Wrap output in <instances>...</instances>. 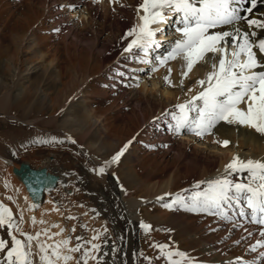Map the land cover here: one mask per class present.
I'll use <instances>...</instances> for the list:
<instances>
[{
	"label": "rangeland",
	"instance_id": "rangeland-1",
	"mask_svg": "<svg viewBox=\"0 0 264 264\" xmlns=\"http://www.w3.org/2000/svg\"><path fill=\"white\" fill-rule=\"evenodd\" d=\"M55 3L0 0V78H5V84L0 83V202L11 209L19 224L20 231L14 232L17 238L24 239L21 232H41L39 242L48 244L50 239L43 235V230H48V236L57 233L56 228H48V216L52 215L55 223L62 225L57 230H67L52 239L71 237L69 247L84 244L90 249L92 244L99 245L93 255L103 256L100 264H169V251L185 253L188 259L171 258L182 260V264H264L260 255L264 247L257 246L252 251L257 241L264 240L259 225L249 220L238 223L242 218H235L240 217L241 206L235 202L230 212L226 209L230 214L228 220L216 210L193 212L179 205L172 209L163 206L177 196L188 198L208 187L205 180L199 182V188L192 181L205 179L217 170V148L194 134H174L170 126L174 121L170 119L161 124L165 129L159 131L155 115L161 116L168 109L164 110L163 100L155 96V90L167 87L161 82L154 88L151 76L155 75H149V65L137 76L134 69L139 67L132 63L144 55L142 51L136 50L131 63L116 67L112 57L127 44V36L117 47L111 43L109 38L116 41L119 35L118 25L111 23V14L112 17H104L100 9L97 18H89L84 11L85 7H92L88 0H80L78 6H66L72 19L86 22L68 37L65 32L73 26L66 24L67 16V22L58 23L52 19V12L49 14ZM118 24L119 30L126 26ZM162 25L158 27L165 30ZM170 32L169 36H176L175 31ZM163 36L158 33L157 38L166 44ZM159 54L156 51L149 56ZM32 68L36 69L34 74ZM77 107L91 115L74 116L70 111ZM142 113L144 122L140 118ZM23 119L32 124L22 122ZM129 141L131 144L117 164L107 168L104 175L94 171ZM1 156L17 167L22 161L36 167L45 165L61 179L54 189L45 192L38 208L30 209L21 203L23 184L11 169L14 165ZM113 178L123 187L121 195L125 199L144 200L138 206L137 227H133L126 212V208L133 212L134 206L129 201L124 208L119 202L109 183ZM186 202L191 203L187 199ZM245 207L244 211L249 212ZM41 220L45 223L41 224ZM139 222L150 225L151 230H145ZM135 230L139 244L134 249ZM0 238L8 240L11 247L6 228H0ZM86 241L91 243L85 244ZM33 242L36 246L37 242ZM159 244L169 246L163 255L155 246ZM34 251L39 249L35 247ZM81 252L71 253L73 263ZM33 259L38 261L36 256Z\"/></svg>",
	"mask_w": 264,
	"mask_h": 264
},
{
	"label": "snow or ice",
	"instance_id": "snow-or-ice-1",
	"mask_svg": "<svg viewBox=\"0 0 264 264\" xmlns=\"http://www.w3.org/2000/svg\"><path fill=\"white\" fill-rule=\"evenodd\" d=\"M257 3L258 0H142L137 6L139 22L126 34L135 35V38L124 51L132 53L134 47L142 51L144 55L139 60L140 63L150 66L149 75L158 71L159 67L166 66L169 61L180 58L184 62L181 66L180 81L183 86L184 79L197 65L207 69L203 78L196 80V84L202 90L186 102L176 104L174 106L176 110L165 113L175 122L171 125L174 134L190 133L203 138L205 135H213V130L223 122L227 125L253 129L264 137V36L260 34L264 33V20L249 18L244 14L253 13ZM259 3L264 4V0H259ZM141 10L143 15H140ZM173 17L176 18L174 31L179 34V38L166 42L169 45L166 55L148 59L150 50L161 47L162 42L157 38L158 33L164 34L162 28L153 26L167 25ZM221 27L230 30L211 31ZM54 31L58 32L59 29ZM134 71L144 72L145 69H134ZM167 71L168 75L163 79L165 84L172 86L171 67H168ZM118 75L124 76V73L118 72ZM136 79L139 81V77ZM193 113L194 115H190ZM216 142L223 147L231 143L227 139ZM38 143H48V141H38ZM72 143L75 141L73 140ZM130 144L131 141L126 143L110 160L105 161L94 171L98 175L104 174L107 168L120 161ZM236 172H247L248 182H234L225 175L223 178L208 181V187L204 191L194 192L188 198L177 196L172 203L163 206L172 209L174 205H179L193 212L216 210L223 219H229L224 206L231 208L233 202L243 204L250 211L246 213L242 207L240 215L247 216L250 223L261 226L260 236L264 237V160L234 156L225 166V173ZM199 186V183L195 185L197 188ZM8 199L12 198L8 197ZM157 199L163 200L164 197ZM186 199L191 203H187ZM32 223H36L35 217L32 218ZM40 223L43 224L45 221L41 220ZM52 227L60 226L53 224ZM141 227L151 230V226L143 222ZM0 228L8 230L11 240L9 247V241L0 238V254H3L0 256V264H57L60 260L67 264L68 261L73 260L71 253L81 252V249L83 251L76 264L81 262L88 264L89 259L96 260L97 264H100L103 260V256L98 258L93 255L94 251L99 250V245L92 244L90 249L84 244L69 247L71 237L55 241L51 245L39 242L41 232L35 235L21 232L24 239H18L14 232L20 231L19 224L14 220L11 209L2 202H0ZM64 231L65 229L61 228L59 233L48 236V230L45 229L43 235L52 239L53 236L62 235ZM72 231H75V228ZM76 239L83 238L76 237ZM34 240L37 241L36 247L39 249L36 253L33 252ZM88 243L91 242H85ZM155 246L161 250L162 255L169 247L165 244ZM257 246L264 247V240L257 241L256 245L252 246V251H255ZM61 249H66V252H62ZM166 255L169 264H182L183 259H188L185 253L179 251H169ZM260 255L264 257V252ZM34 256L38 257V261H34ZM173 256H179L182 260L174 261L171 259Z\"/></svg>",
	"mask_w": 264,
	"mask_h": 264
},
{
	"label": "bare ground",
	"instance_id": "bare-ground-1",
	"mask_svg": "<svg viewBox=\"0 0 264 264\" xmlns=\"http://www.w3.org/2000/svg\"><path fill=\"white\" fill-rule=\"evenodd\" d=\"M55 1H57V3L53 4V5H55V9L53 7L54 10L51 9L49 14L52 12V15H51L52 19H54L58 23L60 21H62V22L66 21V20H64V16H67V19H69V22L66 21L67 22L66 24H68L69 26H73V29H70L68 27L67 31L65 32V35H68V37H69L70 34L75 33V29L79 25L86 24V22L83 19L82 20L72 19V14L69 11L70 9L68 8V10H67V8H66V6H70V5L71 6H78V4H80V0H55ZM88 1L91 3L92 7H85L84 11L87 13V15H90L89 18L91 16H96V18H97L99 16L98 13H99L100 9H102V12H103L102 15L104 17H105L104 14H106L107 17L113 16L114 21L111 23H116L118 25V29H116L117 30L116 32H118L119 35L116 37V39H117L116 41L112 40L110 38H109V40L111 41V43H114L115 47H117V45L119 43H121V41L125 38V35L128 33V31L133 29L137 25V23L139 22L138 16H137V6L140 3H142V0H119V2H114V0H99V2H96V3H94L93 0H88ZM246 6H250V5H246ZM143 14L144 13L141 10L140 15H143ZM244 14L248 15L249 18H257V19L264 20V4H260L259 0H258L257 8L253 9V13H251V14L244 13ZM122 16H123V18H122ZM121 19H123V20H121ZM44 20H45V18H44ZM118 23H122V25L126 24V26L122 30H119L120 26ZM158 26H160V25H155L153 27H158ZM164 26H165L164 27L165 33H164L163 37H166L164 39H170L171 38L170 36H166L168 34V33H166V31L168 32L169 28L174 30V28L176 27L175 20L171 21V24H169L168 26H166V25H164ZM223 30H230V29H228L227 27H221V28L214 29L211 31H223ZM257 31L260 32V30H257ZM260 34H261V36H264V33H260ZM174 35H176V36L172 39L175 40V39L179 38L178 33H175ZM134 38H135V35L127 36V44L123 45L122 48L119 50V52L116 53L115 55H113L114 57H112V60L117 65L116 67H118L122 64L131 63V61H132L131 58L134 55L133 53H135L136 50H138V49H136L134 47L132 53L125 52L124 49L128 46V44ZM168 48L161 51V54H159V55L160 56L166 55ZM150 53H153V52L150 51ZM149 57L152 59V55H150ZM139 58H140V56L137 57V63H132V65L138 66L139 68H137V69H140V68L145 69V67H146L145 64L140 63ZM108 63H109V60H108ZM183 63L184 62L182 59L177 58L176 60L169 61L166 66L159 67L158 71L151 73V74L155 75V76H151L153 78L154 88L157 86V83H161V82L164 85H166V87H167L166 90L163 89V91L161 89L155 90V96L158 99L163 100L164 107H165L164 110L168 109V112L176 110L174 108V106L176 104L186 102L188 99H190L192 96L196 95L200 90H202L201 87L196 84V80L199 78H203L207 69L202 65H197L193 69V71L189 73L188 77L186 79H184L183 86H181V84H180V81L182 79V77H181V70H182L181 66ZM106 66H108V64ZM168 67H171V69L173 70V73H171V77H170L172 86L165 84V81L163 79L165 75H168V71H167ZM28 68H29V66H28ZM108 69H109V66H108ZM102 70H106V69H102ZM106 71H104V73ZM35 72H36V69L32 68L31 73L34 74ZM136 74L138 76L139 73L136 72ZM0 83L5 84V78H0ZM189 89H192V91H188ZM170 92L173 95H170L169 94ZM174 92H176V93L179 92V93L174 94ZM149 96H151V95H149ZM241 107H243V105H241ZM70 112L74 116L79 117V118H85V117H88L89 115H91V113L89 111L83 112L82 110L79 109V107H77V109L73 108ZM80 113H82L85 116H82ZM140 115H141V117H140L141 121L144 122L145 121L144 113H142ZM9 117H11L13 119H18L16 117H13L12 115H10ZM168 117H170V118H168ZM169 119L172 121L170 115H165V114H162L161 116H160V114L155 115L154 121L158 122L159 131H163V129H165L161 124L163 122L169 120ZM21 121L24 123H27V124H32L27 119H23ZM171 121L168 123L171 124L172 123ZM94 125H96V122H94ZM213 132H214L213 135H205L203 138L200 137V139H202L203 143L212 145L214 148H217V150L214 152L216 153V156L219 159V161H217V164H216L218 168L214 173H211V175H209L205 179L192 181L193 185H196L203 180H205L204 183L206 185H208V183H207L208 181L218 179L219 177L223 178V176H225V175H227L228 179H231L234 182H241V183L248 182L249 178H248L247 172H236V173L226 174L225 173V166L233 159L234 156H237V155L239 157H241L242 159L252 158V159L264 160V137L260 136V134L256 133L253 129H249L247 127L237 126V125H227L223 122H221L219 125H217V127L213 130ZM225 139L231 141V143L227 147H223L220 143L216 142V141H223ZM184 142H188V140L184 141ZM1 157L8 164L14 165V162L12 160L7 159L3 156H1ZM20 163H18L19 166H20ZM33 167H36V166H33ZM39 167H47V166L44 165V166H39ZM11 169L13 170L12 167H11ZM47 169L49 170L48 167H47ZM49 171H51V170H49ZM51 172L58 174L57 172H54V171H51ZM15 176L18 179H20L16 174H15ZM59 177H60L59 178V180H60L61 176L59 175ZM19 181H21V180H19ZM21 183L23 184L22 181H21ZM109 183H110V186L112 187V189L116 191V193H117L116 197L119 196L118 197L119 202H121L125 208V206H127L125 204L131 200L125 199L121 195L123 187L114 178H113V180L111 179V182H109ZM199 184L202 185V183H199ZM22 190L24 191V194H21V196H20L21 203L26 204L30 209L34 208V207H31L32 205H34V202H33L32 198L30 197V195H29L24 184H23ZM143 201L144 200H136V201L132 200L131 201L133 206H134L133 212H131L130 209L126 208V212H128L127 217L132 222L133 227H134V225L137 224V221L140 218L139 213H138V206L143 205V203H142ZM41 203H43V202H41ZM44 203L46 205V202H44ZM242 205L243 204H241V206ZM224 208H225V211L228 213V211L226 210L227 209L226 205L224 206ZM245 208H247V207H245ZM30 212H32V211L30 210ZM27 215H29V217H31V213L28 212ZM48 221L50 222V225H51L48 228H51L53 224H57V223H55V218L52 215L48 216ZM139 224H141V222H139ZM58 225L60 226V224H58ZM136 227H137V225H136ZM136 227H135V229H136ZM257 227H258V230H260V231L262 230L261 226H257ZM54 228H56L57 233L60 232V229L57 230V228H59V227H54ZM65 231H67V230H65ZM134 234H135L134 235L135 247L133 246V248L135 249L136 246L139 244V241H137L138 236L136 235V230H135ZM55 241L56 240L50 239L48 242V245L53 244ZM32 244L34 246L33 252L35 253V252H37V251H34L36 246H35L34 242H32ZM62 250H63V252L66 251V249H62ZM37 259H38V257H37ZM73 260L68 261L67 264H75V263H73ZM58 263L59 264H65V262L63 260L58 261ZM90 263L94 264V260H91ZM226 264H230V263H226Z\"/></svg>",
	"mask_w": 264,
	"mask_h": 264
},
{
	"label": "water",
	"instance_id": "water-1",
	"mask_svg": "<svg viewBox=\"0 0 264 264\" xmlns=\"http://www.w3.org/2000/svg\"><path fill=\"white\" fill-rule=\"evenodd\" d=\"M13 172L25 184L27 191L36 204L44 199L46 190L54 188L59 175L47 169V167H33L29 162L22 161L20 166H14Z\"/></svg>",
	"mask_w": 264,
	"mask_h": 264
}]
</instances>
